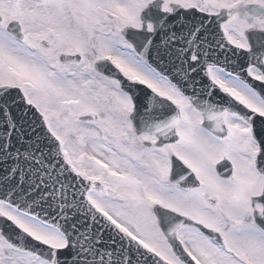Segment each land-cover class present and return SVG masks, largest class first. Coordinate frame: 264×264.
<instances>
[{
    "label": "snow or ice",
    "instance_id": "obj_1",
    "mask_svg": "<svg viewBox=\"0 0 264 264\" xmlns=\"http://www.w3.org/2000/svg\"><path fill=\"white\" fill-rule=\"evenodd\" d=\"M0 264H264V0H0Z\"/></svg>",
    "mask_w": 264,
    "mask_h": 264
}]
</instances>
